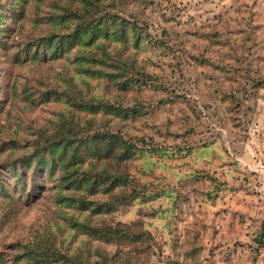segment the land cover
<instances>
[{"label":"rangeland","instance_id":"rangeland-1","mask_svg":"<svg viewBox=\"0 0 264 264\" xmlns=\"http://www.w3.org/2000/svg\"><path fill=\"white\" fill-rule=\"evenodd\" d=\"M114 2L118 14L137 19L148 34L128 53L153 78L126 92L83 72L73 53L18 59L25 42L66 30L50 18L74 0H25L23 15L7 18L9 31L0 40V264H24L21 246L45 233L70 253L118 247L87 240L72 218L136 221L153 238L142 264H264V0ZM67 97L145 106L134 119L111 117L107 124L99 113L92 125L144 138L143 150L126 164L147 185L144 197L87 216L58 203L57 180L37 173L34 187L30 170L17 196L6 162L38 130L57 125ZM75 115L82 122L91 114Z\"/></svg>","mask_w":264,"mask_h":264},{"label":"trees","instance_id":"trees-1","mask_svg":"<svg viewBox=\"0 0 264 264\" xmlns=\"http://www.w3.org/2000/svg\"><path fill=\"white\" fill-rule=\"evenodd\" d=\"M74 1L73 8L63 4L60 12L50 18L52 23L64 22L66 30L52 29L25 42L20 48L22 56L18 59L44 60L73 53L83 72L102 78L117 92L141 87L151 80L152 74L137 62L133 52L129 50L128 53L130 47H140L141 39L148 37L137 19L118 14L113 9L116 7L114 0ZM7 2V6L0 2L1 41L9 31L7 18H20L24 13L25 0ZM67 98L69 108L57 125L52 130H38L33 142L23 146V153L6 162L7 169L16 179L17 196L21 190L16 187L26 189L25 176L30 170L34 187L38 184L37 173L57 180L58 203L89 211L87 216L108 213L137 197H144L147 185L126 168L136 152L143 150L144 138L126 136L110 126L98 128L92 125L99 113L101 123L107 124L111 117L134 119L145 112V106L105 97L93 100ZM80 111H89L91 115L80 122L75 115ZM68 189L71 193L65 194ZM32 192L34 188L31 187L26 193ZM98 193L102 197L93 196ZM69 221L77 231L87 235V240L93 238L118 247L114 251H105L99 246H85L83 250L80 248L81 251L70 253L55 244L52 234L45 233L24 243L19 259L24 264H142L144 257L141 259L140 255H147L145 247H150L153 239L151 233L138 226L136 221H101L95 224L76 218ZM122 244L128 247L125 251H121Z\"/></svg>","mask_w":264,"mask_h":264}]
</instances>
